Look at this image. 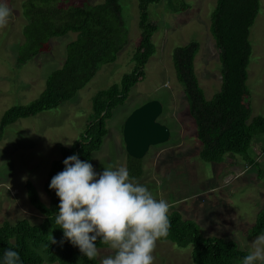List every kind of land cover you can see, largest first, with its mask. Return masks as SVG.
Returning a JSON list of instances; mask_svg holds the SVG:
<instances>
[{
  "label": "rangeland",
  "instance_id": "374dc122",
  "mask_svg": "<svg viewBox=\"0 0 264 264\" xmlns=\"http://www.w3.org/2000/svg\"><path fill=\"white\" fill-rule=\"evenodd\" d=\"M0 0L12 14L0 27V122L5 112L15 106H25L37 100L45 89L46 79L63 66L67 45L76 39L69 33L50 42L51 52L18 66L19 46L24 42L23 2ZM79 6L98 5L104 0H61ZM188 6L186 12H175ZM217 0H162L148 11L151 24L157 31L152 36L156 54L149 60L144 81L136 84L123 106L118 107L107 121L108 134L99 152L93 154L94 169H128L123 129L129 115L143 104L156 100L163 107L157 121L170 131L168 142L153 146L140 160L143 176L134 178L148 187L156 199H165L169 213L178 212L184 220L196 222L202 236L233 241L248 251L255 238L249 235L259 211L264 207V178L257 168L231 156L223 164L207 163L200 159L201 143L198 129L189 115L184 88L177 83L172 64L173 51L191 42L200 50L195 58V75L211 101L221 90L222 73L219 50L210 32L211 15ZM122 21L126 44L113 64L103 66L92 81L70 101L59 108L35 117L21 119L9 126L0 142V225L27 219L33 224L42 217L32 207L27 196L26 182L30 180L43 203L50 197L44 190L52 162L61 159L60 149L72 146L85 131L92 115V99L102 90L119 84L124 75L135 67L134 55L141 39L137 0H121ZM252 56L248 68L247 86L251 116L264 118V0L251 30ZM71 144V145H69ZM260 155L255 156V154ZM250 156L259 159L264 171V134L257 136ZM24 177H27L25 180ZM114 249H98V264ZM153 264H193L191 248H179L170 241H156ZM49 264V263H44Z\"/></svg>",
  "mask_w": 264,
  "mask_h": 264
},
{
  "label": "trees",
  "instance_id": "16d2710c",
  "mask_svg": "<svg viewBox=\"0 0 264 264\" xmlns=\"http://www.w3.org/2000/svg\"><path fill=\"white\" fill-rule=\"evenodd\" d=\"M162 0H137L139 9L140 42L134 55L135 67L123 76L119 84L99 91L92 99V115L85 131L70 147L60 149L61 159L52 162L44 190L50 197L49 205L42 202L33 183L26 182L30 204L42 217L33 224L24 219L17 223L5 221L0 225V258L7 248L20 253L23 264H98V257L89 260L70 242L60 243L63 231L55 223L59 199L49 189L54 175L63 171V161L79 154L81 160L92 161L99 152L108 134L107 121L113 112L123 106L134 86L145 80V68L156 54L152 36L157 31L151 24L149 8ZM175 12H186L188 6L181 3L178 8L169 2ZM24 42L19 46L18 66L29 60L51 52L50 42L69 33L76 39L66 47L63 66L54 71L45 81V89L37 100L25 106H15L5 112L0 122V142L6 129L21 119L35 117L55 110L70 101L85 88L105 65L116 62L118 54L126 44V32L122 21L121 0H104L92 6L65 4L61 0H26L23 2ZM261 0H217L211 15L210 32L219 50L222 86L220 92L208 101L195 75V58L200 50L198 42L177 47L172 54L175 78L184 88L189 105V115L194 120L201 143L200 159L207 163L223 164L231 156L258 169L260 177L264 171L259 163L250 157L254 139L264 134V118L251 122L252 113L249 98L251 93L247 82L248 68L252 56L251 30L259 16ZM128 170L131 178L142 177L140 160L128 156ZM170 228L161 242L170 241L179 248H191L193 264H242L248 251H243L233 241L220 238H204L200 226L184 220L178 212L168 214ZM264 233V207L259 211L249 235L256 238ZM52 237L57 243H52ZM102 238L97 248H108Z\"/></svg>",
  "mask_w": 264,
  "mask_h": 264
},
{
  "label": "clouds",
  "instance_id": "9594fccd",
  "mask_svg": "<svg viewBox=\"0 0 264 264\" xmlns=\"http://www.w3.org/2000/svg\"><path fill=\"white\" fill-rule=\"evenodd\" d=\"M11 14L7 4L0 2V27ZM63 165L49 184L59 199L55 223L63 231L60 243L70 242L93 260L98 256L97 240L102 238L115 254L101 264H153L156 241L170 228L168 201L156 199L147 186L134 182L125 167L98 173L79 154L67 157ZM52 243H57L53 237ZM0 264L23 261L18 251L7 248ZM242 264H264V233L250 242Z\"/></svg>",
  "mask_w": 264,
  "mask_h": 264
},
{
  "label": "water",
  "instance_id": "95a60500",
  "mask_svg": "<svg viewBox=\"0 0 264 264\" xmlns=\"http://www.w3.org/2000/svg\"><path fill=\"white\" fill-rule=\"evenodd\" d=\"M162 111L161 103L153 100L143 104L129 115L123 129L128 156L141 160L151 147L169 141V129L157 121Z\"/></svg>",
  "mask_w": 264,
  "mask_h": 264
},
{
  "label": "crops",
  "instance_id": "0c3cea01",
  "mask_svg": "<svg viewBox=\"0 0 264 264\" xmlns=\"http://www.w3.org/2000/svg\"><path fill=\"white\" fill-rule=\"evenodd\" d=\"M258 155H260V153H259V152H258V154H255V156H258ZM262 155H263V154H262ZM262 155H260V158H261V156H262ZM255 156H254V158H253V157H251V156H250V157H251L253 160H256ZM256 162H257V163H258V162H260V161H259V159H257V161H256Z\"/></svg>",
  "mask_w": 264,
  "mask_h": 264
}]
</instances>
